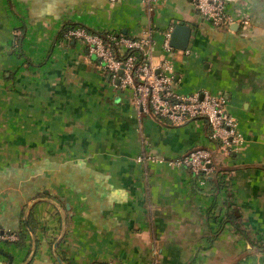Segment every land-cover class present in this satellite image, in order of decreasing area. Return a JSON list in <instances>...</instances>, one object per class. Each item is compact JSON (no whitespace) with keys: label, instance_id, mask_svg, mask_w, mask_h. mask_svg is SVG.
<instances>
[{"label":"crops","instance_id":"crops-1","mask_svg":"<svg viewBox=\"0 0 264 264\" xmlns=\"http://www.w3.org/2000/svg\"><path fill=\"white\" fill-rule=\"evenodd\" d=\"M226 1L248 26L215 29L191 0H0V264H264V0ZM175 26L190 29L170 56L177 90L227 101L244 139L229 155L204 121L143 119L59 37L150 29L157 64ZM197 148L215 168L205 185L168 165Z\"/></svg>","mask_w":264,"mask_h":264},{"label":"built area","instance_id":"built-area-1","mask_svg":"<svg viewBox=\"0 0 264 264\" xmlns=\"http://www.w3.org/2000/svg\"><path fill=\"white\" fill-rule=\"evenodd\" d=\"M107 1L117 4L122 0ZM137 1L148 9L160 2ZM191 1L198 15L215 29H229L234 24L249 25L248 19L235 18L226 0ZM170 35L171 32L164 35L157 64L153 63L155 41L150 29L140 37L130 38L113 33L93 34L83 28H74L66 32L65 39L84 45L118 90L133 92V106L143 119H155L172 127L204 121L211 141L223 154L229 155L233 150L241 149L244 139L236 119L227 110V101L208 91L189 95L178 92L170 61L174 53ZM136 162L146 165L147 162L162 163L164 160L143 152ZM168 165L189 171L200 185H205L215 170L210 151L204 148L189 151L176 160L168 161ZM2 239L15 241L16 237L5 235ZM154 264H160L159 260L155 259Z\"/></svg>","mask_w":264,"mask_h":264},{"label":"water","instance_id":"water-1","mask_svg":"<svg viewBox=\"0 0 264 264\" xmlns=\"http://www.w3.org/2000/svg\"><path fill=\"white\" fill-rule=\"evenodd\" d=\"M189 38L190 29L188 27L175 26L170 35V46L174 51L184 52L188 48ZM119 74H121V71ZM2 234L3 232L0 230V235Z\"/></svg>","mask_w":264,"mask_h":264},{"label":"trees","instance_id":"trees-1","mask_svg":"<svg viewBox=\"0 0 264 264\" xmlns=\"http://www.w3.org/2000/svg\"><path fill=\"white\" fill-rule=\"evenodd\" d=\"M67 31H68V30H67ZM65 33H66V30H65V29H64V30H62V31H61V33H60V36H59V37H61V35L65 34ZM212 181H213V179H210V180H209V179H207V182H208V183H211ZM217 187H218V188H220V186H219V185H217Z\"/></svg>","mask_w":264,"mask_h":264}]
</instances>
